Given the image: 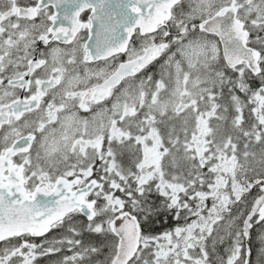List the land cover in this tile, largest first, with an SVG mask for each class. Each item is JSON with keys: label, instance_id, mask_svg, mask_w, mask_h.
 I'll use <instances>...</instances> for the list:
<instances>
[{"label": "snow or ice", "instance_id": "obj_1", "mask_svg": "<svg viewBox=\"0 0 264 264\" xmlns=\"http://www.w3.org/2000/svg\"><path fill=\"white\" fill-rule=\"evenodd\" d=\"M254 247L264 264V0H0V264Z\"/></svg>", "mask_w": 264, "mask_h": 264}, {"label": "trees", "instance_id": "obj_2", "mask_svg": "<svg viewBox=\"0 0 264 264\" xmlns=\"http://www.w3.org/2000/svg\"><path fill=\"white\" fill-rule=\"evenodd\" d=\"M253 239H254V237H253ZM253 244L255 245L254 241H253ZM252 261H253V264H255V261H256V249H255V247L253 249Z\"/></svg>", "mask_w": 264, "mask_h": 264}, {"label": "rangeland", "instance_id": "obj_3", "mask_svg": "<svg viewBox=\"0 0 264 264\" xmlns=\"http://www.w3.org/2000/svg\"><path fill=\"white\" fill-rule=\"evenodd\" d=\"M257 231H258V230H254L253 233H252V235H253V237H254L253 241H254L255 245L258 244V242H257V240H256ZM101 259H103V257H102Z\"/></svg>", "mask_w": 264, "mask_h": 264}, {"label": "flooded vegetation", "instance_id": "obj_4", "mask_svg": "<svg viewBox=\"0 0 264 264\" xmlns=\"http://www.w3.org/2000/svg\"><path fill=\"white\" fill-rule=\"evenodd\" d=\"M21 2H23V0H21ZM84 18H85V19L87 18V15H86V14L84 15ZM101 258H102V257H101Z\"/></svg>", "mask_w": 264, "mask_h": 264}]
</instances>
